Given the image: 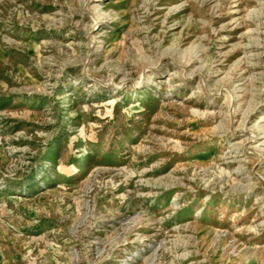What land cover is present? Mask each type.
I'll list each match as a JSON object with an SVG mask.
<instances>
[{
    "label": "rangeland",
    "instance_id": "obj_1",
    "mask_svg": "<svg viewBox=\"0 0 264 264\" xmlns=\"http://www.w3.org/2000/svg\"><path fill=\"white\" fill-rule=\"evenodd\" d=\"M0 264H264V0H0Z\"/></svg>",
    "mask_w": 264,
    "mask_h": 264
}]
</instances>
